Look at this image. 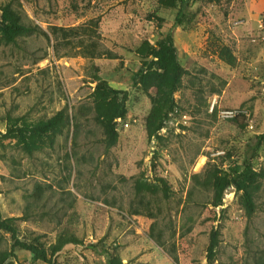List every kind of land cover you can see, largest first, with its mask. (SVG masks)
Wrapping results in <instances>:
<instances>
[{
	"label": "rangeland",
	"instance_id": "rangeland-1",
	"mask_svg": "<svg viewBox=\"0 0 264 264\" xmlns=\"http://www.w3.org/2000/svg\"><path fill=\"white\" fill-rule=\"evenodd\" d=\"M183 1L0 0L39 30L17 44L0 34V215L48 254L59 237L81 242L49 264H209L213 230L214 264H264V0ZM96 20L101 58L82 54V33L53 34ZM169 33L188 74L172 96L157 83L148 94L133 76L152 58L138 51ZM100 79L129 92L111 148L93 98ZM63 110L68 123L32 153L19 135L4 136L10 119ZM222 179L253 192L251 220L235 185L214 206ZM137 183L157 193L142 196ZM14 243L0 232L5 264H48Z\"/></svg>",
	"mask_w": 264,
	"mask_h": 264
},
{
	"label": "trees",
	"instance_id": "trees-1",
	"mask_svg": "<svg viewBox=\"0 0 264 264\" xmlns=\"http://www.w3.org/2000/svg\"><path fill=\"white\" fill-rule=\"evenodd\" d=\"M184 0L183 3L187 4ZM39 31L38 28L27 24L23 21L22 15L13 3L0 4V34L8 44H17L18 40L25 35L33 34ZM82 33L89 38L88 42L82 40L78 41V47L81 48L82 54L90 59L101 58L106 55V52L101 50L99 34V21H91L87 25L78 28H54L53 34L55 36L63 35L64 37H77ZM139 55L143 59L152 58V61L143 66L134 76L135 84L140 85L149 93L151 84H159L169 90L171 96L181 87L183 78L188 74L177 59V49L174 39L169 33L163 39L159 40L154 47L149 43L143 45L139 51ZM129 97L128 91L116 90L109 87L101 79L98 80L97 86L93 93V98L96 103L98 112V123L104 130L105 142L108 148L117 144L119 134L117 131V120H125L128 114L127 101ZM167 118H162L155 129L148 132V139L151 140L162 129ZM234 118L232 121H237ZM68 113L66 110L59 112L54 117L48 120H40L37 122H29L25 118L10 119L7 125V132L5 137H14L19 135L22 141L26 144V150L29 153L33 152L35 141L42 136L61 129L68 123ZM20 124V126H18ZM235 173H238L236 170ZM235 185L239 191L244 192V202L247 209V216L249 220L252 219L255 211L254 195L248 186L237 180L222 179L218 185L216 192V202L214 206L220 207L224 194L228 188ZM137 193L145 196L154 197L157 189L154 186L137 183ZM14 220H2L0 215V232H5L14 240L13 249H19L29 253L34 261H41L51 263L52 259L62 252L67 245H81V242L75 236L59 237L56 244L51 247V254L35 245L26 242H21L18 238L19 229L12 222ZM220 242L219 230H213L210 237V245L208 248L207 259L209 264H214L216 261V249ZM12 255L4 252L0 254V264L11 258ZM116 264H121L117 261Z\"/></svg>",
	"mask_w": 264,
	"mask_h": 264
},
{
	"label": "built area",
	"instance_id": "built-area-1",
	"mask_svg": "<svg viewBox=\"0 0 264 264\" xmlns=\"http://www.w3.org/2000/svg\"><path fill=\"white\" fill-rule=\"evenodd\" d=\"M235 115L232 112H227L226 117L233 118Z\"/></svg>",
	"mask_w": 264,
	"mask_h": 264
}]
</instances>
